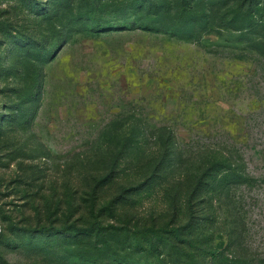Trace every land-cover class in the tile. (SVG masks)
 I'll list each match as a JSON object with an SVG mask.
<instances>
[{
	"label": "rangeland",
	"instance_id": "rangeland-1",
	"mask_svg": "<svg viewBox=\"0 0 264 264\" xmlns=\"http://www.w3.org/2000/svg\"><path fill=\"white\" fill-rule=\"evenodd\" d=\"M215 1L0 0V264H264V15Z\"/></svg>",
	"mask_w": 264,
	"mask_h": 264
},
{
	"label": "trees",
	"instance_id": "trees-1",
	"mask_svg": "<svg viewBox=\"0 0 264 264\" xmlns=\"http://www.w3.org/2000/svg\"><path fill=\"white\" fill-rule=\"evenodd\" d=\"M195 1V0H194ZM263 3V1H258ZM156 2L153 3V6L156 7ZM191 4L187 5L186 0H174L173 7L171 9L172 11H176L179 13H183V17L186 19L188 16L186 15L187 10L189 8L193 9L194 6H190ZM255 5H257V0H216L214 3H209V8L207 9V16L204 15V17H210V18H216L218 17L221 9H225V12L222 14L224 16L225 14H231L232 18L229 21H226L228 23H222L223 25H220L221 27L225 26L227 28H231L234 30H249L254 28L257 25L256 15L258 13V10H261V12L264 15V8L262 9H256ZM189 7V8H188ZM182 8L184 11H179V9ZM225 18V17H224ZM223 20V18H222ZM225 22V19H224ZM208 28V27H207ZM187 38H193V34H189L186 36ZM196 192V191H195ZM193 197H196V194H193ZM118 199V197L116 198ZM115 199V200H116ZM199 211V210H197ZM194 211L192 213V220L188 222V224L179 226L175 225V219L174 221H171L169 223L170 227H162L158 228L155 224L150 227L152 230L157 231H150V234L155 233L156 235L162 236L165 239H167L169 242L176 244L177 240H181V235L183 234V230H189L188 236H192V232H194L197 228L196 218L202 217L199 214H203V212ZM197 214V216H196ZM195 217V218H194ZM168 226V225H167ZM95 232V230L93 229ZM87 234L91 235L87 232ZM56 234H53L55 236ZM183 244L187 243V241H182ZM205 252L212 258L217 259L219 255L222 253L218 251L217 249L213 248H206Z\"/></svg>",
	"mask_w": 264,
	"mask_h": 264
}]
</instances>
